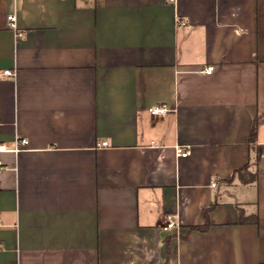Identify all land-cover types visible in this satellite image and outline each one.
<instances>
[{
	"label": "crops",
	"instance_id": "1",
	"mask_svg": "<svg viewBox=\"0 0 264 264\" xmlns=\"http://www.w3.org/2000/svg\"><path fill=\"white\" fill-rule=\"evenodd\" d=\"M1 145L0 264H264V0H0Z\"/></svg>",
	"mask_w": 264,
	"mask_h": 264
},
{
	"label": "built area",
	"instance_id": "2",
	"mask_svg": "<svg viewBox=\"0 0 264 264\" xmlns=\"http://www.w3.org/2000/svg\"><path fill=\"white\" fill-rule=\"evenodd\" d=\"M171 1H173V0H171ZM7 19H8V22L11 23L12 26L15 28V25H14V23H15V15H13V14L9 15ZM179 25L180 26H185L186 23L185 22H179ZM15 34H16L17 38H22L23 35H24V32L21 31V30H17V31H15ZM213 70H214V66H208L207 68L204 69V73L205 74H211L213 72ZM4 75L8 76V77H12V76H14V72H12L11 70H6L4 72ZM167 111L168 110L164 106H155V107H153V108H151L149 110L150 114L152 116H154V117L166 114ZM27 144H28V141L26 139H23V140H21L19 142V147L18 148H20V147L22 148V147L26 146ZM108 145H109L108 142H102V143L99 144V147H107ZM0 150L1 151H5L6 150L5 146L1 145L0 146ZM177 154H178V156L185 157V156H187L189 154V152L187 150L183 151L180 148H177ZM2 171H3V163L0 160V176L2 174ZM213 186H215V185H213ZM175 227H176V223L174 222V220L171 217H167L165 219L164 229L168 230V229H172V228H175Z\"/></svg>",
	"mask_w": 264,
	"mask_h": 264
},
{
	"label": "trees",
	"instance_id": "3",
	"mask_svg": "<svg viewBox=\"0 0 264 264\" xmlns=\"http://www.w3.org/2000/svg\"><path fill=\"white\" fill-rule=\"evenodd\" d=\"M258 127H259V123H258V117L255 119L254 123H253V126H252V129H251V132L247 138V143L250 145H254L256 142H257V134H258ZM252 148H255V158H254V165H257L258 163V160H259V155H258V151H257V148L256 147H252ZM237 175L239 177V180L244 183V184H249V183H253L256 181L257 179V172L255 173H251V172H248V167H244L240 170L237 171ZM209 210H211V208L205 210L203 212L204 216L206 217L207 216V213L209 212ZM241 214H239L238 216V223H253V224H257L258 223V220L257 218H254V219H243L241 218ZM208 226V225H207ZM207 226H204V227H193L191 229L193 230H200V231H205L207 229Z\"/></svg>",
	"mask_w": 264,
	"mask_h": 264
}]
</instances>
